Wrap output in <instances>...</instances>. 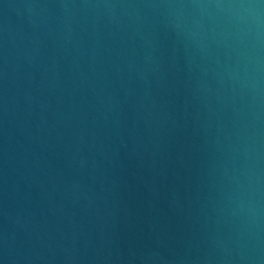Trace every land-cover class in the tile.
Returning <instances> with one entry per match:
<instances>
[{"label": "water", "instance_id": "95a60500", "mask_svg": "<svg viewBox=\"0 0 264 264\" xmlns=\"http://www.w3.org/2000/svg\"><path fill=\"white\" fill-rule=\"evenodd\" d=\"M0 264H264V0H0Z\"/></svg>", "mask_w": 264, "mask_h": 264}]
</instances>
